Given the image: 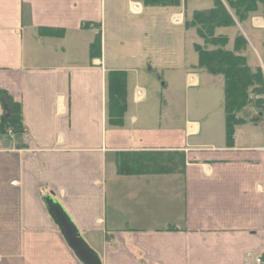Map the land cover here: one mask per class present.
Returning a JSON list of instances; mask_svg holds the SVG:
<instances>
[{
	"label": "crops",
	"instance_id": "crops-1",
	"mask_svg": "<svg viewBox=\"0 0 264 264\" xmlns=\"http://www.w3.org/2000/svg\"><path fill=\"white\" fill-rule=\"evenodd\" d=\"M130 5L145 13L135 0H0V89L20 103L24 128L0 136V264H81L46 211L49 194L103 264L264 257V142L243 136L248 121L231 146L226 125L222 144L193 145L199 122L149 121L139 108L142 64L118 55L130 42L114 29ZM248 21L264 31L260 15ZM187 80L199 89L198 75ZM119 91L126 110L109 121V97ZM135 152L184 153L186 163L172 175H119L120 155Z\"/></svg>",
	"mask_w": 264,
	"mask_h": 264
},
{
	"label": "rangeland",
	"instance_id": "rangeland-1",
	"mask_svg": "<svg viewBox=\"0 0 264 264\" xmlns=\"http://www.w3.org/2000/svg\"><path fill=\"white\" fill-rule=\"evenodd\" d=\"M193 1L191 4L190 0L189 5L187 0L188 14L196 9L207 8L211 3L209 0ZM143 6L145 13L142 16L136 15L139 12L138 6L133 11L135 13H132L131 5L122 6V20L119 27L114 29L118 32L119 41L130 42L119 45L118 55L135 58L143 67L138 86L147 87V100L146 105L139 108L144 113V110L148 112L149 121L153 125L168 122L180 127L187 120L199 122L202 132L200 136L191 138L190 143L193 145L209 140L222 144L225 139L224 78L199 67L195 44L200 40L195 31L186 28L184 22L182 25H174L171 21L175 16L184 18V13L181 14L178 8ZM179 8L185 12L184 5ZM108 13L106 9L107 17ZM106 20V36L109 39L112 27L108 18ZM237 28L248 42V48L242 52L248 64L252 68L264 65V31L252 27L249 21L237 24ZM232 31L231 39L236 29ZM190 74L199 76L198 90L189 87L187 76ZM133 106L131 103L129 108L135 112ZM158 113L163 115V121L155 117ZM241 117L248 121L243 136L253 133L264 142V116L262 120H254L257 119V111L248 106L241 112ZM257 122L261 123L260 127L254 129V125L259 124Z\"/></svg>",
	"mask_w": 264,
	"mask_h": 264
},
{
	"label": "trees",
	"instance_id": "trees-1",
	"mask_svg": "<svg viewBox=\"0 0 264 264\" xmlns=\"http://www.w3.org/2000/svg\"><path fill=\"white\" fill-rule=\"evenodd\" d=\"M147 6L179 8L184 5V24L195 31L199 43L195 50L199 67L224 78V109L227 143L233 145L236 129L246 123L241 112L248 106L264 116V72L261 66L252 68L242 54L248 42L237 24L254 16L264 18V0H209L207 8L187 12V0H135ZM190 3V0H189ZM232 29H236L233 39ZM124 73H116L122 83ZM110 83L112 78L109 79ZM109 83V88H110ZM119 91L109 97L108 120L121 122L126 110V95ZM22 107L7 92L0 89V136L24 133ZM110 125H114L109 123ZM186 156L174 152L123 153L117 163L121 176L172 175L184 168ZM181 169V171H182Z\"/></svg>",
	"mask_w": 264,
	"mask_h": 264
},
{
	"label": "water",
	"instance_id": "water-1",
	"mask_svg": "<svg viewBox=\"0 0 264 264\" xmlns=\"http://www.w3.org/2000/svg\"><path fill=\"white\" fill-rule=\"evenodd\" d=\"M42 201L53 223L81 264H103L100 256L88 245L71 216L55 196L49 194L44 196Z\"/></svg>",
	"mask_w": 264,
	"mask_h": 264
},
{
	"label": "built area",
	"instance_id": "built-area-1",
	"mask_svg": "<svg viewBox=\"0 0 264 264\" xmlns=\"http://www.w3.org/2000/svg\"><path fill=\"white\" fill-rule=\"evenodd\" d=\"M134 10H136V6L133 7L132 12H133ZM133 13H134V12H133ZM183 22H184V18H183V16H182V18H179V17H177V16H175V17L172 18V23H173L174 25H182ZM261 67H262V70H263V72H264V65H261ZM137 94H138V96L141 98L142 91H141V90H138V91H137ZM252 258H253V262L251 263V262H250L251 255L248 254V256H247V264H264V257H262V256H254V257H252Z\"/></svg>",
	"mask_w": 264,
	"mask_h": 264
}]
</instances>
